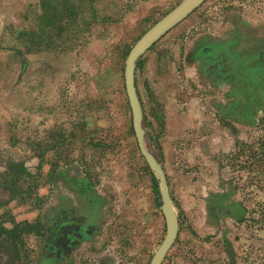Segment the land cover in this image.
I'll use <instances>...</instances> for the list:
<instances>
[{"label":"rangeland","instance_id":"obj_1","mask_svg":"<svg viewBox=\"0 0 264 264\" xmlns=\"http://www.w3.org/2000/svg\"><path fill=\"white\" fill-rule=\"evenodd\" d=\"M50 1L56 10L50 9L55 15L48 24L41 0H0V205L9 194L14 197L12 206L0 207V221L9 228L14 221L34 225L16 248L4 241L0 264H149L165 230L159 207L149 210L145 174L151 170L133 130L124 65L134 42L181 0H68L69 10L67 0ZM221 21L233 31L240 58L264 63V0H204L144 52L135 68L146 146L166 161L173 202L184 218L164 264H229L232 254L234 264H264V109L228 156L232 181L227 184L235 188L227 202L244 205L239 221L215 216L212 196H189L188 179L180 195L177 165L158 140L161 101L181 90L173 84L196 76L183 63L192 40L187 35L205 22L212 28ZM57 170L62 175L53 185ZM78 172L106 194L102 219L115 198L126 241L120 243L113 231L118 238L111 243L102 244L104 237H98L56 259L48 256L50 243L40 227L49 222L46 209L55 187L64 192L65 175L77 177ZM207 182L215 192L225 187L214 178ZM216 226L224 230L216 232Z\"/></svg>","mask_w":264,"mask_h":264},{"label":"crops","instance_id":"obj_2","mask_svg":"<svg viewBox=\"0 0 264 264\" xmlns=\"http://www.w3.org/2000/svg\"><path fill=\"white\" fill-rule=\"evenodd\" d=\"M196 29L195 32H192L194 33L193 36L187 35V39L191 37L192 40H189V42L187 41L190 46L185 49L186 54L188 53L187 55L189 59L187 60L186 58L185 62H183L184 66L187 65V69L191 66L194 68L196 76L185 83L173 84L176 85V87L179 86L181 90L178 89L175 91L176 96H174L172 100L163 99L161 101V107L162 109L164 108V113L161 112L158 115L161 118L160 120L158 119V125L160 123V127L162 128V136L159 135L158 140L163 147V153L165 150V154L167 153L172 157L173 165H177L176 168H178V171L176 172L179 175L177 189L179 188L180 195L182 192H186L182 182L183 180L188 179L190 186L189 188L187 186L185 187L188 189L187 193L189 196L198 195L205 197L208 195V197H230L234 194L235 186L227 184L230 180L232 181L228 156L229 154L232 155L234 147L236 150L241 144L243 139L242 135L247 129H249V126L255 123L258 112L263 110L264 107H258L256 114L247 115L244 110L242 111L239 107H236L234 103L236 99H234L233 94L228 93L222 85L218 86L212 81L209 82L205 77L208 75L207 69L202 70L207 68L206 65H203L202 67L198 62L199 58L197 56L194 57V55L204 54V49L203 47H201V49L198 47V49L196 48L197 51H195V46L198 43L200 36L206 41L211 38L217 39L221 30L219 27H201ZM215 50V48H211L210 53H212L213 57ZM212 58H210V60H212ZM173 85L171 84L170 87H173ZM241 102L242 100L240 101V99L236 101V103L240 104ZM164 141L166 143L165 145ZM190 150L192 151L188 153ZM188 154L191 156L188 157ZM164 163H166V161ZM164 163L162 162V165L173 201L175 194L169 173ZM191 166L193 167V170L190 168ZM82 174L85 175L84 173ZM153 175V172L145 174L150 181L149 190L151 193V201L149 210L151 209L152 212H154L156 207H159V213L161 214V220L163 221L161 229L165 230L166 224L164 214L161 210L160 192L159 188H155L154 183L152 182ZM212 178L217 179L219 183H223L225 187H219L220 190H218V192L212 190L211 185L208 186L207 182L208 180H212ZM87 181L89 182V180ZM155 195L159 196L160 199L158 205H156ZM111 204L112 201L107 204L108 208L105 212L106 217L103 218L105 223L111 222L112 218L114 221H119L117 219L119 213L117 212V209H115V198L114 207H111ZM4 205L7 204H2L0 207H3ZM8 206L10 207L12 204H8ZM176 211L179 219L177 240L180 234L179 232L183 226L184 218L180 216L181 214L177 208ZM157 215L158 214H156V217ZM101 226L102 224L100 227ZM215 230L216 232H219L224 229L223 226H216ZM174 243L171 248L174 246ZM227 244L229 245L227 246L228 249L230 247L231 251V245L229 242ZM171 248L169 250H171ZM234 258V254L229 257V264H234ZM166 260L167 257L165 262ZM165 262H163V264Z\"/></svg>","mask_w":264,"mask_h":264},{"label":"flooded vegetation","instance_id":"obj_3","mask_svg":"<svg viewBox=\"0 0 264 264\" xmlns=\"http://www.w3.org/2000/svg\"><path fill=\"white\" fill-rule=\"evenodd\" d=\"M205 16L208 17V15ZM204 24L205 28H210L209 24L206 22ZM215 27L220 28V35L222 33L224 35L229 34L231 37L228 36V39L222 38L221 40L217 38L218 43L213 44L210 40L206 41L200 36L195 51H197L196 48L200 47L201 49L203 47L204 54L194 55V57L199 58L198 62L202 67L203 63L204 66L206 65L207 68L205 69H207L208 75L205 77L209 82L212 81L218 86L222 85L228 93L233 94L236 101L242 100L241 104L234 102L236 107H239L242 111L244 110L247 115L256 114L258 107H264V67H262L264 63H260L256 59L254 62H250L240 58L237 53L238 49L235 48L233 31H226L227 24H224V21L216 24ZM211 48L216 49L214 52L217 54L214 53V57L210 53ZM61 175L62 172L57 170L52 176L51 183L53 182V185L59 184ZM76 175L77 177L70 173L65 175V190L61 192L62 194L58 193L59 190L55 187V190L51 193L53 202L46 209L49 213V222H45L41 227L42 231L46 232V237L50 243L48 256H54L56 259L60 257L67 258L70 253L72 254L76 250V252L80 251V245H87L98 237H104L101 240L102 244L111 243L113 238H118V235L121 236V239L118 240L120 243L126 241L124 233L127 229L124 225H121V221H116L114 224L112 222L104 223L100 216L102 214L101 200L106 198V194L101 193L98 184L88 182L89 179L86 175H81L79 172ZM9 197H11L10 194L6 197V204L14 199V197ZM212 198L214 211L216 212L215 216L225 215L236 221L241 219L239 212H243L244 205L240 201L229 203L227 202L229 197L212 196ZM208 202L207 199L206 203ZM102 228H104L103 232ZM113 231H116L118 235ZM165 259L166 255L161 264Z\"/></svg>","mask_w":264,"mask_h":264},{"label":"water","instance_id":"obj_4","mask_svg":"<svg viewBox=\"0 0 264 264\" xmlns=\"http://www.w3.org/2000/svg\"><path fill=\"white\" fill-rule=\"evenodd\" d=\"M204 0H181L159 20L151 25L131 46L124 65V85L132 115V126L137 144L148 167L159 182L161 210L165 217V234L152 255L149 264H161L165 255L176 240L179 231V219L173 204L166 174L158 156L146 146V130L142 103L138 95L135 68L138 58L146 52L161 36L184 19Z\"/></svg>","mask_w":264,"mask_h":264},{"label":"trees","instance_id":"obj_5","mask_svg":"<svg viewBox=\"0 0 264 264\" xmlns=\"http://www.w3.org/2000/svg\"><path fill=\"white\" fill-rule=\"evenodd\" d=\"M42 3V7H43V17H42V20L45 22V23H52L54 21V13L51 12V10H56L55 9V2L54 1H50V0H41ZM68 1V0H67ZM69 3L67 4L66 8L69 10L72 6L71 2L68 1ZM51 9V10H50ZM148 167V165H147ZM149 168V167H148ZM150 170V168H149ZM151 172V171H150ZM153 180L155 181V187L157 186L158 184V181L156 179V177L153 175ZM9 198H13V197H9ZM33 223L32 222H28V221H14L13 223V226L12 227H6L1 221H0V246L2 244H4V241L6 239H9V241L11 242L12 245L15 246V248L17 247V245L19 243L22 242V239H21V235L22 233L26 232L28 233L29 231H31V227H33ZM39 227V225H38ZM42 227V225H41ZM40 227V228H41ZM37 232L40 230V229H36ZM16 256L18 254H15Z\"/></svg>","mask_w":264,"mask_h":264}]
</instances>
